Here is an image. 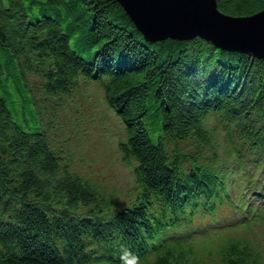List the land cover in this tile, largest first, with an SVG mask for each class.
Masks as SVG:
<instances>
[{
  "label": "trees",
  "instance_id": "1",
  "mask_svg": "<svg viewBox=\"0 0 264 264\" xmlns=\"http://www.w3.org/2000/svg\"><path fill=\"white\" fill-rule=\"evenodd\" d=\"M81 81L124 124V206L68 170L51 132ZM130 262L264 264V59L149 43L115 0H0V264Z\"/></svg>",
  "mask_w": 264,
  "mask_h": 264
},
{
  "label": "rangeland",
  "instance_id": "2",
  "mask_svg": "<svg viewBox=\"0 0 264 264\" xmlns=\"http://www.w3.org/2000/svg\"><path fill=\"white\" fill-rule=\"evenodd\" d=\"M51 132L68 170L103 186L117 205L128 204L138 193L134 170L118 149V141L126 135L124 124L105 103L101 84L81 81L58 109ZM223 213L227 216L232 212Z\"/></svg>",
  "mask_w": 264,
  "mask_h": 264
},
{
  "label": "water",
  "instance_id": "3",
  "mask_svg": "<svg viewBox=\"0 0 264 264\" xmlns=\"http://www.w3.org/2000/svg\"><path fill=\"white\" fill-rule=\"evenodd\" d=\"M149 43L200 38L215 48L264 59V10L221 12L217 0H115Z\"/></svg>",
  "mask_w": 264,
  "mask_h": 264
},
{
  "label": "clouds",
  "instance_id": "4",
  "mask_svg": "<svg viewBox=\"0 0 264 264\" xmlns=\"http://www.w3.org/2000/svg\"><path fill=\"white\" fill-rule=\"evenodd\" d=\"M130 264H131V262H130Z\"/></svg>",
  "mask_w": 264,
  "mask_h": 264
}]
</instances>
